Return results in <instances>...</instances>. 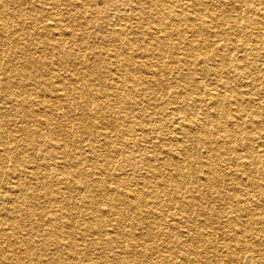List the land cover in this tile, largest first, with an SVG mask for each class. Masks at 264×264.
<instances>
[{"label":"bare ground","instance_id":"bare-ground-1","mask_svg":"<svg viewBox=\"0 0 264 264\" xmlns=\"http://www.w3.org/2000/svg\"><path fill=\"white\" fill-rule=\"evenodd\" d=\"M24 3L53 17L17 59L0 0V264H264V0Z\"/></svg>","mask_w":264,"mask_h":264},{"label":"rangeland","instance_id":"rangeland-1","mask_svg":"<svg viewBox=\"0 0 264 264\" xmlns=\"http://www.w3.org/2000/svg\"><path fill=\"white\" fill-rule=\"evenodd\" d=\"M4 1H6L9 10H13V13L11 14L13 17L10 15V17H12V19H9L10 17L7 19L8 22H9L8 31H11V32L14 33V38H13L12 44L15 45L16 44L15 42H16V39H17L19 41V43H17L18 44L17 46H21L20 48L13 49V55H15V57L17 59H22V58H20V56H24L25 57L26 56V54H25L26 51L29 50V51L35 53V54H32L30 52L32 55L35 56V58H38L37 57L39 55L38 53L40 52L42 47H46L45 43H39L38 38L40 37L41 34L48 33L50 35L48 30L46 31L44 29L39 28V30H37V33H35V34H33V33H30V34L25 33L24 35H23V31H21L20 35H18L13 30L16 27L17 28H21V27H24V26L27 27L29 23H35L36 27H37V26H39V24L45 18H46L45 22L49 23L51 21V17H53V16L47 14L44 11V10H46L45 8H43L44 9L43 11H39L38 13H33L31 11L27 12L26 11L27 10L26 9L27 4L24 3V0H23V4L16 3V0H4ZM169 1L170 0H166V2H169ZM60 6H63V5H60ZM14 12H16V14ZM113 20L117 22V21H119V17L115 15V17H113ZM80 23L83 24L84 21H81ZM130 25H131V27L133 29H136V27H135V25H133V23H131ZM90 30H91L90 31L91 34L95 35L94 34V29H90ZM149 37H150V34L146 35V38H149ZM41 39L44 41V38H41ZM22 46H23V48H22ZM3 48H4V50H10L11 46H9V44H6V45H3ZM236 50L237 49H235V51ZM46 56H47V60H48V61L45 60V63L47 65V67H54V64H55L56 58H57L56 51L54 53H51V54H46ZM12 60L14 61L15 59H12ZM9 67L10 66H8V68ZM47 67H46V69H47ZM36 70L38 71L39 69L37 68ZM5 71L7 72L6 75H8L10 73V71H8V70H5ZM34 73H35V70L33 71L32 75ZM38 73L40 74V71H38L37 74ZM197 77H199V74L197 75ZM43 79L46 82L45 85L47 87V90H49L50 89L49 84L51 83V81L47 79L46 75H43ZM211 82H212V80L209 77V83L211 84ZM35 87L38 88L35 85V83L31 82V84L29 86L28 85H25V86L21 85L19 87H11L10 92L15 93L16 95L21 92V93H24V95L26 94V96H29V99L26 102V104H27V106H30L31 108H33V110H35V115L37 116V110L39 109V106L36 105V95H37L38 92H36L34 94L35 91H33V89H35ZM29 88H31V90L33 92L31 95L28 94V92H30V91H28L27 89H29ZM16 98L18 99V97H16ZM118 110L119 109H116L115 111L118 112ZM23 119H24V121L21 122V119H20V117L18 115L17 116H12V120L10 122H11L12 125L14 123V125L17 128H19L21 126V124L25 125L26 127L29 126V125L33 127L32 119H30L29 123L27 122L28 117L26 119L25 118H23ZM11 127L12 126L8 127V129H7V132H9V134L10 133L12 134V133L16 132V130L12 129ZM19 136L21 137V155L16 160L15 163L19 164V167H23L25 170L27 169L26 166L28 165V163H29V165L33 164L34 162L41 163L42 160H40L39 156L37 155V153H39V152L30 151V149L29 150H25L24 147H23V145H24L23 144V139H22L23 137H22V135H20V133H19ZM139 143L140 142L137 141V145H139ZM226 158H227V156H226ZM226 162H227L226 166L224 167L223 170H221V175H223L222 177L226 178L222 188H224L227 185V182L229 181L230 177H232V175L230 173L233 171V168L230 166V161L227 160ZM113 163H115V162H113ZM62 165H64V163H62ZM29 168L27 170V176H29ZM13 184L14 183H12V178L10 177V175H4V178L0 176V193H4L3 201L0 200L1 204L5 203V198L8 197V195H9L8 188L10 186H12ZM207 207L210 208L211 211H213L215 213V217L213 218V220H221V218L223 216V213H222L223 207L221 206V204L218 201L208 198L207 199ZM213 224L216 225L217 223H213ZM76 240L77 239L73 238L74 242H76ZM219 241H220V243H219L220 246H222L223 245L222 241L221 240H219ZM217 244H218V242H217ZM62 252H65L63 254H64L65 257H67L66 253L68 252V250L66 248H62ZM70 253H71V251H70ZM94 254H96L94 251H90V257L95 262L97 259H96ZM145 259H148L147 263L150 261L149 256L148 257L146 256ZM52 264H56V263L52 262Z\"/></svg>","mask_w":264,"mask_h":264}]
</instances>
